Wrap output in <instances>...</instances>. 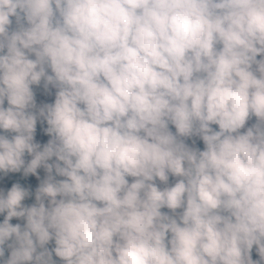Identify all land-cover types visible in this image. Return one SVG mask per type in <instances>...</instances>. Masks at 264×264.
Here are the masks:
<instances>
[{"label": "clouds", "instance_id": "clouds-1", "mask_svg": "<svg viewBox=\"0 0 264 264\" xmlns=\"http://www.w3.org/2000/svg\"><path fill=\"white\" fill-rule=\"evenodd\" d=\"M261 54L264 0H0V172H47L31 207L0 191L3 264H54L53 239L66 264L264 261ZM42 79L58 91L33 112Z\"/></svg>", "mask_w": 264, "mask_h": 264}, {"label": "trees", "instance_id": "trees-1", "mask_svg": "<svg viewBox=\"0 0 264 264\" xmlns=\"http://www.w3.org/2000/svg\"><path fill=\"white\" fill-rule=\"evenodd\" d=\"M10 19L12 20V24L9 27V32L11 33L12 31L17 30L18 25L16 24L15 17H10ZM22 22H24L25 27L28 26L26 21H22ZM258 58H259V56H257V59ZM262 59H264V54H262ZM257 75H259V74L257 73ZM31 87H32V91L34 93V98H36V96H37V94H38V92H39V90L41 88H40L39 85H32ZM4 106L5 107L8 106L7 100H5V105ZM248 122L251 123V124H255L256 123V118L253 116L250 120H248ZM211 127L213 128V130H216V131L219 130V126L218 125H211ZM43 132H44V127L41 126V125H36V131H35L34 137H37V136L43 134ZM0 134L6 135L9 138H11L12 135H15V133H6L3 130H0ZM185 143L187 145L191 144L192 148L199 149L200 151H203L204 148H205L204 142L199 136L189 137V138H187L185 140ZM54 158H55L54 162H56V157H54ZM24 159H25V161L27 163L28 161H30L32 159V157L26 153ZM60 163H61V166H63V162H60ZM52 174H53V176H55V178L57 180L66 179V177H61V176L56 175L55 169H53V173ZM4 177H7V185H6V189H5V194H6L7 190H9L13 184L18 183V184L21 185V187L25 188L30 193L29 196L26 197L25 200L22 202V204L25 207H31V206L36 204V190L38 189V187L41 184V182L44 179H46L47 172L39 180H37L35 183H31V180L33 178V174H29V175L25 176L24 173H23V169H21L20 172L8 173L7 175H5L4 173L0 172V180L3 179ZM178 179H181V178L173 177V176H171V174L169 175V180L173 183V186L177 182ZM156 185L161 190L163 188H165V187H171L168 184H164L159 179L156 180ZM57 199H60V197H57ZM161 211L163 213H167L170 216L174 215L172 213V211L170 209H167V208H162ZM182 211H183V209H177V212H182ZM6 214H7L6 212L3 213V214H0V223H3L4 217L6 216ZM14 219H15V217L12 218V220L10 221V223L13 226H15L13 224V220ZM25 225H22L21 228L23 229L25 227ZM170 235L171 234H169V238H170ZM10 243H12L11 240L6 242V244H10ZM45 247L52 253V261L54 262V264H66V262L64 260H62L60 257L56 256L55 252L53 251V249L56 247L54 239L52 241H50ZM4 250H5V255H4L3 258H0V264H3V261L7 260L9 258L5 245H4ZM37 251L38 252L39 251H43V249L38 248ZM250 255H251V258H252L253 261H260V264H264V261L260 260V256H259V253L257 251V246L256 245H253V248L251 250Z\"/></svg>", "mask_w": 264, "mask_h": 264}, {"label": "rangeland", "instance_id": "rangeland-1", "mask_svg": "<svg viewBox=\"0 0 264 264\" xmlns=\"http://www.w3.org/2000/svg\"><path fill=\"white\" fill-rule=\"evenodd\" d=\"M24 24V22H22ZM25 26V24H24ZM18 29V27H17ZM259 58L257 60H260L262 58V54L261 55H258ZM29 58L30 59H35V55L34 54H30L29 55ZM255 65H253V69H255ZM46 71L48 72V74H52L51 73V69H46ZM40 86V91L38 93V96L37 98L35 99V103H36V109H32L33 112H38V109L40 107H42L43 105L45 104H52L55 102V96H56V92L58 91L57 88H55L54 86L52 85H49L48 86V89L45 90L44 88V81L43 79L41 80V83L39 84ZM36 125H41L44 127V132L43 134L37 136V137H34V143H38L40 144L41 146V150L43 148V146L45 144H47V142L51 139V137L45 132V129L48 127L46 121H43L41 118H38L37 120V124ZM253 124L249 123L248 121L246 122V125L243 129L240 130L241 133H244L247 128L251 127ZM169 129L175 134V127L171 124H169ZM184 139V141L187 139V138H182ZM189 147L192 148V145L191 144H188ZM55 160V158L53 157L52 160L49 161V163H53ZM44 174H46V171L43 167L41 168H38L37 169V173L35 175H33V178L31 180V183H35L37 180H39ZM170 175V174H169ZM129 183L133 182L134 178L133 177H127ZM158 179V178H157ZM156 179V180H157ZM156 180L154 181L155 184H156ZM167 184L169 186H173V183L168 180ZM6 185H7V177H4L3 179L0 180V191H3L5 192V189H6ZM48 203L49 201L46 199L45 200V205L48 206ZM13 224L16 225V224H19L20 226L22 225H25L26 224V218H15L13 220ZM5 247H6V250L10 256L11 254V249L8 247V244H5Z\"/></svg>", "mask_w": 264, "mask_h": 264}]
</instances>
